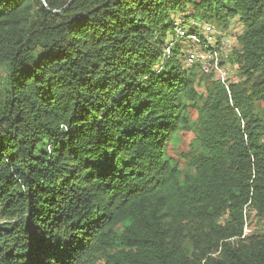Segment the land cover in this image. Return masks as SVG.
Returning <instances> with one entry per match:
<instances>
[{"label": "trees", "instance_id": "obj_1", "mask_svg": "<svg viewBox=\"0 0 264 264\" xmlns=\"http://www.w3.org/2000/svg\"><path fill=\"white\" fill-rule=\"evenodd\" d=\"M176 15L239 20L242 80L200 94ZM252 212L264 0H0V264H264Z\"/></svg>", "mask_w": 264, "mask_h": 264}, {"label": "built area", "instance_id": "obj_2", "mask_svg": "<svg viewBox=\"0 0 264 264\" xmlns=\"http://www.w3.org/2000/svg\"><path fill=\"white\" fill-rule=\"evenodd\" d=\"M172 20L175 39L167 42L168 54L180 45L187 51L186 69L201 72L226 88L242 80L238 75L239 65L231 61L233 51L239 48L238 37L231 41L232 37L219 33L210 24L183 17H174ZM187 25H190L191 30L187 29Z\"/></svg>", "mask_w": 264, "mask_h": 264}, {"label": "rangeland", "instance_id": "obj_3", "mask_svg": "<svg viewBox=\"0 0 264 264\" xmlns=\"http://www.w3.org/2000/svg\"><path fill=\"white\" fill-rule=\"evenodd\" d=\"M174 17L180 19L182 17L185 18V15H176ZM201 23H204V22H201ZM204 24H210L219 33L222 32L223 34H226L227 37H232L230 39L231 41L233 40V38L239 37V35H241L243 32V25L239 22V20L232 21L227 28H222L216 23H208L207 22ZM174 29H175L174 25H172L170 27L169 33L167 35V42L175 39V36L172 34ZM187 29L191 30L190 25H187ZM231 49H233V47H231ZM182 53L184 54L183 55V65H184L186 62V59H187L186 49L182 48ZM197 74H198L199 79L196 83V89L200 94L205 95L206 91L208 89L210 77L203 75L201 72H198ZM192 138H193V134H191V133L179 132L174 139V143L173 144L171 143L169 145V155L172 158L178 160L182 164V166H184V164L182 162L181 155H182V153H185L189 150V146H190V142H191ZM263 228H264V221H261L259 219V217L256 216V214L254 212H252L249 215L248 220H247V227L245 230L246 234L258 233V232L262 231ZM98 264H104V263L99 262Z\"/></svg>", "mask_w": 264, "mask_h": 264}, {"label": "water", "instance_id": "obj_4", "mask_svg": "<svg viewBox=\"0 0 264 264\" xmlns=\"http://www.w3.org/2000/svg\"><path fill=\"white\" fill-rule=\"evenodd\" d=\"M45 2V0H43Z\"/></svg>", "mask_w": 264, "mask_h": 264}]
</instances>
